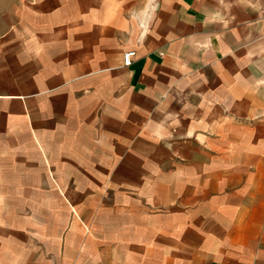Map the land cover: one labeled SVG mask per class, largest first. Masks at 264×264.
I'll use <instances>...</instances> for the list:
<instances>
[{
  "label": "crops",
  "instance_id": "0c3cea01",
  "mask_svg": "<svg viewBox=\"0 0 264 264\" xmlns=\"http://www.w3.org/2000/svg\"><path fill=\"white\" fill-rule=\"evenodd\" d=\"M110 1L102 37L123 41L118 59L97 67L126 76L120 112L105 115L104 98L79 95L78 83L51 98L17 89L10 114L0 111L2 140H17L0 145V264H264V0H144L129 18ZM40 73L13 69L10 81L56 84ZM35 124L48 135L53 176L40 166ZM170 134L182 143H165ZM131 137L161 143L155 195L120 193L144 184L141 172L122 177ZM8 184L21 186L22 209L8 208Z\"/></svg>",
  "mask_w": 264,
  "mask_h": 264
},
{
  "label": "rangeland",
  "instance_id": "374dc122",
  "mask_svg": "<svg viewBox=\"0 0 264 264\" xmlns=\"http://www.w3.org/2000/svg\"><path fill=\"white\" fill-rule=\"evenodd\" d=\"M142 1L144 0H118L119 6L115 7L116 14L126 18L134 16V5H141ZM110 2V0H0V63L5 66L0 71L2 76L0 111L10 114L14 100L12 93L17 89L29 93V96L34 98H51L55 94L65 96L71 83H78L81 90L79 95H87L91 99L104 98V104H100V108L105 115L119 113L122 104L120 100L123 98L128 100V88L120 87L127 78L119 73L115 76L112 67L104 69L97 67V64H100L98 62L112 63L118 59L117 50L114 49L123 41L119 33L114 34V32L105 39L102 37V23L99 21L113 14V9L110 11ZM141 9L140 7L139 10ZM123 52L124 50H121V56ZM82 63L88 64V71L81 74L79 66ZM23 68L41 70L39 74L41 80L43 79L41 83L47 84L55 80L56 84L38 91L33 86L34 76H31L26 77L16 88L15 83L10 81L12 70ZM68 75L72 77L66 79ZM6 123L11 124L10 121ZM33 130L41 141L40 146L45 150L47 163H41L40 166H47L53 176L55 164L52 162L50 142L46 139L48 135L41 133L37 124L33 126ZM4 134L5 132L0 131V145L17 144V140L14 141L12 138L4 142L2 140ZM147 140L148 138L145 137L130 138V146L133 148L132 160L126 165L131 169L121 170L122 177H137V180L141 177L139 173H143L144 184L130 186L122 184L120 193H148L149 196L159 193L160 162L165 154L161 152V143L152 146ZM163 141L172 145L182 143V138L170 134ZM127 155L129 153L122 152L121 158ZM169 155L171 160L172 155L175 154ZM135 166H138L134 168L137 175L133 169ZM139 166H142V169ZM3 187L4 189L1 186L2 191L8 193V208L22 209L20 192H18L21 186L8 184ZM108 196L111 198L113 192L105 188L104 197L108 198ZM40 203L44 212L49 202L42 197ZM28 207L27 202H23V209ZM152 209L159 210V207L154 206ZM159 214L160 212H153L154 223H159ZM41 243L43 248L47 243V233H42ZM233 259L236 257L234 256Z\"/></svg>",
  "mask_w": 264,
  "mask_h": 264
},
{
  "label": "built area",
  "instance_id": "2783aa9c",
  "mask_svg": "<svg viewBox=\"0 0 264 264\" xmlns=\"http://www.w3.org/2000/svg\"><path fill=\"white\" fill-rule=\"evenodd\" d=\"M136 55L135 50H130L124 53L123 60H124V65L129 66L133 62V58Z\"/></svg>",
  "mask_w": 264,
  "mask_h": 264
}]
</instances>
